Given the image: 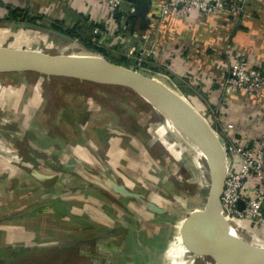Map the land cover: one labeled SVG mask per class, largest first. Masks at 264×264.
Segmentation results:
<instances>
[{"label": "crops", "instance_id": "1", "mask_svg": "<svg viewBox=\"0 0 264 264\" xmlns=\"http://www.w3.org/2000/svg\"><path fill=\"white\" fill-rule=\"evenodd\" d=\"M165 1L122 0L112 10L100 0H0V46L38 50L31 44L34 32L41 38L56 35L51 21L69 27L86 16L102 27L95 30L100 44L112 37L108 46L114 44L115 51L165 73L184 97L204 99L200 111L226 146L231 136L264 135V120L257 119L264 111V88L248 95L222 84L232 59H245L264 72V0H229L232 9L210 15L165 12ZM139 5L145 6L142 13ZM15 7L39 19H15ZM42 78L26 70H0V251L14 245L74 248L79 264H200L199 258L201 264H216L195 230L188 232L185 246L180 211L203 210L199 203L185 209L187 200L191 204L198 197L187 196L173 179L170 192L177 191L182 201L169 205L161 198L171 179L168 168L178 172L181 161L153 150L155 142L140 136L144 127L134 122L135 115L123 118L91 95L89 108L82 109V92L66 88L61 98L53 78ZM68 94L71 100L64 98ZM14 154L34 169L13 163ZM76 209L77 218L67 213L60 218L63 210Z\"/></svg>", "mask_w": 264, "mask_h": 264}, {"label": "water", "instance_id": "2", "mask_svg": "<svg viewBox=\"0 0 264 264\" xmlns=\"http://www.w3.org/2000/svg\"><path fill=\"white\" fill-rule=\"evenodd\" d=\"M144 9V5L137 7V11L141 13ZM59 34L70 39L64 33ZM65 49L61 54L53 55L39 50L0 46V70L19 69L46 76L47 79L68 78L102 85L123 86L166 107L185 125L191 138L205 155L213 177L204 209L196 211L191 221L185 222V224L190 222L189 229L184 228L185 246L188 242V232L195 230L202 246L216 250L210 255L221 253L232 264H264V249H258L253 242L238 234L234 235L223 214L221 196L225 185L226 153L217 132L204 115L186 97L156 76L97 55L65 54ZM119 189L128 193L122 187ZM152 206L154 209L157 208L153 204ZM157 210L159 211L158 208ZM243 244L253 245L258 251L246 252Z\"/></svg>", "mask_w": 264, "mask_h": 264}, {"label": "rangeland", "instance_id": "3", "mask_svg": "<svg viewBox=\"0 0 264 264\" xmlns=\"http://www.w3.org/2000/svg\"><path fill=\"white\" fill-rule=\"evenodd\" d=\"M47 27H48V25L45 26V28H47ZM55 32H57V31H55ZM43 33L42 32L39 33L40 36L41 35L43 36ZM59 33L57 32L56 35H53V34L49 35L48 33H46L48 35L45 38H41V37L36 35V32H34L33 37H31V39L33 40V42L31 44L39 47L40 49L43 50V52H45L47 54H53V55L54 54H61V52H63V51H61V49H62V47H64V48H66L65 54H72V55H90V54H92V55L101 56V57H104L105 59L110 60L112 62L123 64V65L129 66V67H133V68H135L141 72H144L146 74L156 76V77L162 79L164 82L172 85L170 80L165 76V73H162L161 71L155 72V71L149 70L148 67L140 66L139 63H135V57L134 56L133 57L131 56V59H129L128 61H122V59L120 57L121 53L114 50V49H116V48H114L115 45L112 44V45L108 46L109 43L112 42V40H111L112 37L111 38L108 37L107 38L108 41L104 40L106 42L103 41L102 42L103 44L101 43L102 45H104V47L107 48V51L109 53L108 57H105L101 53L94 52V51L88 50L84 46H80L79 45L80 42L77 39L72 38L71 36H69L67 34H66V36L70 37L71 40H73V41L75 40V41L72 42V41H70V39H59V38H57V36L60 37V35H58ZM51 36H52V38H51ZM54 36H56V37H54ZM56 47H58V48H56ZM43 77H45L47 79L46 76H43ZM45 78H42V79H45ZM52 78H53L52 81L53 82L55 81V84L57 85V88L59 91L58 96L61 98L64 95L63 89H66V88H67V90L72 89L73 91L79 90L80 92L83 93L78 98L79 103L77 102L79 104V106H81V108L82 107H85V109L89 108V106L86 105L88 103V100L86 97L88 95H91V97L97 96L98 98L97 97L96 98L98 100H101V104L104 105L105 107L111 108V109L117 108L118 112H121V116L123 118L125 117L124 115H127L128 117L135 115L138 119H136L137 120L136 121L134 118V122L139 121L141 123V125L144 127V130H142V131L138 130L141 133L140 136L143 138L146 136V139L147 138L149 140L153 139V141L155 142V146H154L153 150H156V152L163 150L164 152H166L170 156L171 159L175 158L173 152L171 150H169L167 145L164 144V142H162L159 139V135H158L159 131H160L159 128H161V127H159V125L161 126V124L164 122V118H163L162 114L159 113L149 103L143 102L142 98L140 97V95L138 93H135L126 87L118 86V85H102V84H96V83H91V82H86V81L69 80V79H61V78H54V77H51L50 79H52ZM74 83H76V84H74ZM89 92L92 94H90ZM106 95L108 97L113 96L114 99L109 100L110 98H107ZM67 97L71 100V97L69 94L67 96H65L64 98L67 99ZM58 99H60V98H58ZM187 99L199 111H200V108L202 109V104H203L202 102L204 99H197V98H187ZM195 100L196 101L198 100V103L201 107H199V105L197 103H196L197 105L194 103ZM83 111L84 110H79V113H81ZM135 112L137 114H135ZM205 114L208 117L207 113H205ZM105 120H107V119H105ZM157 127H158V129H157ZM173 127L177 128L181 132V130L178 126H173ZM89 132H91L93 136H97V134L95 132H92L91 130L90 131L87 130L88 134H89ZM92 135H91V137H92ZM188 141L191 142L190 147L193 148V146H194L192 144L193 141L189 140V139H188ZM195 145H196V147L195 146L194 147H195L196 153L194 151H190V152H188L190 154H187V156L182 157L180 159L181 162L178 165L179 166L178 172H177V170L174 171L172 167H169L167 170L169 173H171L170 178L172 180L169 179V183L167 182V185L164 186L167 194L164 195L161 193V198H162V200H164L165 203H167V204L169 203V205H176V203H180L182 201V200L178 199L179 193H177V191L174 190L173 191L174 193L172 191L170 192V190H173V186L175 187V183H173V179H175L176 181L179 182V186L181 187V189H184L187 196L189 195L192 198L198 197L197 199H192L193 202H191V204H188L189 201L187 200L186 201L187 208L184 207L185 209H190L188 207H193L192 205H195L196 203H199V205L201 207H203L207 203V199L209 198L210 191H211V185L213 182V177H212L211 172L209 171V165H208V161H207L205 155L199 149V147L197 146L196 143H195ZM183 162H184V164H183ZM63 183H65V182L63 181ZM65 185H66V183H65ZM136 187L138 189H143V191L145 190V188H143L142 184H139V185L137 184ZM145 191H146L148 196H151V193H150L151 190L150 189H147ZM152 193L157 196L156 198H160L159 197L160 195H158L159 193L157 190H154ZM73 203H74L75 207L81 206L80 203H77V202H73ZM195 207H197V206H195ZM175 209H177V208H175ZM181 210L184 211L182 208H181ZM189 211L188 212H181L180 211V214H184V215H180V217L184 216V219L186 221H191V218L193 217V214L196 212V209H193V212H189ZM173 212H174V214H176L177 211L175 210ZM66 213L68 214L67 218H69V217L72 218V216L73 217L75 216L77 218L78 214H80V210L76 209L75 213H73L71 210H68V211L63 210V212L59 213L61 215L60 218L62 220H64V218H66ZM172 219H175V216H173ZM189 223L184 224L185 227L184 226L183 227L185 229H187V228L189 229V227H188ZM250 227L255 230L253 235L250 233H246L243 230H240L239 232L243 234V236L245 237L246 240L254 242L255 244L256 243L260 244V243H258L259 241L264 242V226L259 227V226L250 225ZM60 229H63V228H57V231ZM191 231H193V230H191ZM256 231L259 232V235L256 233ZM192 233L190 235H192ZM26 249L31 250L32 247L27 246ZM42 250H45V249H42ZM2 251L3 250H1V252ZM209 251H211V253H215L214 250H209ZM11 256L12 255L10 253H8V255H6V258L8 259L7 264H14L16 262V260L10 261ZM210 257H211V260L213 262H215L216 264H232L230 262V260L228 258H226V256L221 254V253L212 254V255H210ZM55 264H60V262H58V263L55 262Z\"/></svg>", "mask_w": 264, "mask_h": 264}, {"label": "built area", "instance_id": "4", "mask_svg": "<svg viewBox=\"0 0 264 264\" xmlns=\"http://www.w3.org/2000/svg\"><path fill=\"white\" fill-rule=\"evenodd\" d=\"M100 1L112 10L122 4V0ZM233 6L229 0H166L163 10L178 15L193 11L210 15L216 10L232 9ZM222 84L232 92L245 91L254 95L264 88V72L250 66L245 59H232ZM257 119L264 120V111ZM228 128L232 129L233 125H228ZM217 135L220 138L222 133L217 132ZM230 138L231 145L226 146L222 142L226 153L222 209L230 229L245 238L240 230L253 235L255 230L250 225L264 226V135L251 140L242 135ZM14 157L13 163L29 171L34 169L31 161H23L16 154ZM256 233L259 235L258 231Z\"/></svg>", "mask_w": 264, "mask_h": 264}, {"label": "trees", "instance_id": "5", "mask_svg": "<svg viewBox=\"0 0 264 264\" xmlns=\"http://www.w3.org/2000/svg\"><path fill=\"white\" fill-rule=\"evenodd\" d=\"M11 14L13 18L20 21H30L34 22L35 19H39L37 16H29L27 12L19 8H12ZM50 28L71 36L77 39L84 47L88 50L101 53L105 57H108L109 53L104 45L99 43V34L95 31L97 29L102 30L99 24H96L86 16L79 15L77 21L72 26H65L60 20L51 21L49 24ZM122 61H128L131 59L126 55L121 54ZM135 63H139L140 66L146 67L143 61L139 62L135 59ZM68 79V78H61ZM73 80V79H69ZM27 246L14 245L9 246L2 252L0 251V264H7L8 259L6 255L10 253L12 256L11 260H16L14 264H55V262H60V264H79L81 259L80 255L76 249H62V250H39V249H26ZM15 248V249H14ZM56 259V260H55Z\"/></svg>", "mask_w": 264, "mask_h": 264}, {"label": "bare ground", "instance_id": "6", "mask_svg": "<svg viewBox=\"0 0 264 264\" xmlns=\"http://www.w3.org/2000/svg\"><path fill=\"white\" fill-rule=\"evenodd\" d=\"M140 97L142 98V101L143 102H147L149 103L150 105H152L159 113L162 114L164 120L167 122H163L161 124V126L159 125V128L160 131H159V135L162 137V141L167 145V147L169 148V150H171L174 154V156L177 158V159H181L182 157H185L187 156V154H190L188 152L190 151H194L196 153V150H195V142L193 141V139L191 138V134L189 133V131L186 129L185 125L178 119V117H176V115H174L171 111H169L166 107L160 105L159 103L155 102L154 100L142 95V94H139ZM171 125H169V124ZM173 126H178L181 130V132L173 127ZM158 129V127H157ZM156 129V130H157ZM189 140H192V144L195 146H193V148H191L190 146V141ZM172 141V142H171ZM198 148V147H197ZM197 155V154H196ZM185 160V159H184ZM186 161V160H185ZM187 163V162H186ZM192 163V162H191ZM184 164V162H183ZM198 165V164H197ZM196 165V166H197ZM189 166V165H188ZM188 168V167H187ZM190 168V167H189ZM191 170V169H190ZM189 171V170H188ZM231 231L232 233L235 235L236 232L235 230H233L231 228ZM237 235V234H236ZM260 244H255L253 242V244H255L256 246H258L257 248L259 249H264V242H258ZM207 250H214L216 251L215 249L213 248H210V247H205ZM256 247H254L253 245L249 246V245H244L243 244V249L246 251V252H250V253H254L258 250L255 249ZM226 260V259H225ZM224 260V261H225ZM199 262L200 264L203 262L200 258H199Z\"/></svg>", "mask_w": 264, "mask_h": 264}]
</instances>
